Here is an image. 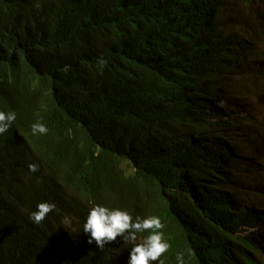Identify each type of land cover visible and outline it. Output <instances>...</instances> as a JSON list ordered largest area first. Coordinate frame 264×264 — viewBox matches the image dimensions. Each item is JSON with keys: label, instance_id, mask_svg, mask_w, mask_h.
Returning a JSON list of instances; mask_svg holds the SVG:
<instances>
[{"label": "trees", "instance_id": "trees-1", "mask_svg": "<svg viewBox=\"0 0 264 264\" xmlns=\"http://www.w3.org/2000/svg\"><path fill=\"white\" fill-rule=\"evenodd\" d=\"M263 46L264 0H0V110L17 116L0 264H127L130 246L88 242L95 204L159 216L164 264H264V116L247 101L264 98Z\"/></svg>", "mask_w": 264, "mask_h": 264}, {"label": "clouds", "instance_id": "clouds-1", "mask_svg": "<svg viewBox=\"0 0 264 264\" xmlns=\"http://www.w3.org/2000/svg\"><path fill=\"white\" fill-rule=\"evenodd\" d=\"M17 116L14 111L0 110V135L5 134L15 122ZM33 136L46 135L48 128L43 122H36L31 126ZM31 172L38 171L36 164H29ZM55 209V204L40 202L36 210L29 214V219L39 225L48 214ZM67 218H63V224ZM164 224L159 216L136 217L120 208H109L95 204L90 209L83 224L84 233L88 234V242L95 243L98 248L106 245H116L122 254L126 246L124 257L127 264H164L160 258L169 250L170 244L164 239ZM143 235V238L140 236ZM121 244H124L123 246ZM183 254L177 253V264H183Z\"/></svg>", "mask_w": 264, "mask_h": 264}, {"label": "rangeland", "instance_id": "rangeland-1", "mask_svg": "<svg viewBox=\"0 0 264 264\" xmlns=\"http://www.w3.org/2000/svg\"><path fill=\"white\" fill-rule=\"evenodd\" d=\"M257 89H258L257 87L252 86L250 90L252 91V90H257ZM250 90L248 91V94L250 95V97L249 99H247V101L252 104L254 109H257L256 111L260 115L264 116V105L261 102V100L263 101L264 98L260 99L255 93H250Z\"/></svg>", "mask_w": 264, "mask_h": 264}]
</instances>
